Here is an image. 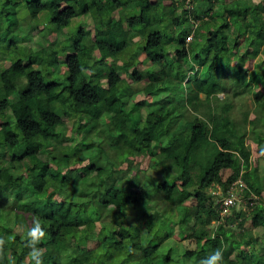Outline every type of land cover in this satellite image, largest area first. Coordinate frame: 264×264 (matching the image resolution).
I'll list each match as a JSON object with an SVG mask.
<instances>
[{"label":"trees","instance_id":"16d2710c","mask_svg":"<svg viewBox=\"0 0 264 264\" xmlns=\"http://www.w3.org/2000/svg\"><path fill=\"white\" fill-rule=\"evenodd\" d=\"M89 17L93 31L79 27ZM5 59L0 264H35L27 232L37 223L43 264H208L217 249L220 264H264L250 231L264 227V173L246 143L264 144V0H0ZM130 72L148 79L144 93L170 85L183 101L133 117L120 94ZM63 114L74 134L88 130L83 147L67 141ZM162 135L149 165L161 175L147 187L134 163ZM25 160L28 181L16 175ZM237 180L246 202L235 209L224 200ZM171 238L186 260L160 250Z\"/></svg>","mask_w":264,"mask_h":264},{"label":"rangeland","instance_id":"374dc122","mask_svg":"<svg viewBox=\"0 0 264 264\" xmlns=\"http://www.w3.org/2000/svg\"><path fill=\"white\" fill-rule=\"evenodd\" d=\"M255 1V0H254ZM216 14V13H215ZM113 18H118V13L114 12L113 13ZM93 23L94 20L92 17L89 18H84L82 20H80V25L79 27L82 25L84 28L90 29L91 31H93ZM53 38H56L57 36H61L59 33H54L53 34ZM30 39L27 40L28 43L33 46L34 48L39 47L40 45V38L38 36V34L34 33L33 35H30ZM190 38V37H189ZM188 38V39H189ZM200 38L198 37L196 39L199 40ZM28 44V45H29ZM246 45L242 44L240 46V51L243 53L246 49ZM8 60L5 59L4 61H0V64H8ZM186 67L189 66V64L186 62L184 63ZM121 73V72H120ZM130 73H127L126 75H122V76H126L127 81L129 82V85H127V87H125L121 94V97L123 98L124 102L126 103V109L132 114L133 117L136 118H143L146 116V113L148 111V109L152 106H155L156 104L159 105L162 102L166 101V100H173L176 102H182L183 101V97L182 95H173L172 94V87L170 85H168L167 91L165 92H160L158 94H147L144 93V86L147 84L148 79L144 78L143 80L140 81H135L133 79V77L130 76ZM222 95V94H221ZM164 100V101H163ZM246 98L242 99V102L239 100V98L235 99L236 102V106H246ZM241 111L239 110L238 116H240ZM255 114V111L250 112V116L252 117ZM63 117L65 118V122H66V135L67 136H72L71 139H68L67 141L69 142V144L71 146H76L78 148H81L85 145V140L87 137V132L88 130H84L82 132L76 133L74 134L70 128L71 125V121L70 119L66 118V115L63 114ZM105 119H107L106 115L103 114L102 117L100 118L101 123L105 122ZM73 134V135H72ZM89 136V135H88ZM94 139L95 141L99 140V137L96 134L91 135V137ZM166 136L162 135L161 137V141H157L154 143L153 147L151 148V151L147 152L145 155L140 156V158H138L136 160L135 166L138 167V169H140L139 174L140 176H142V183L147 186L150 187L152 185H154L158 180V177L161 175V173L159 172L157 175H153L150 174L152 171H150L149 169V165L151 164V158L154 152L159 151L160 147L162 146H166L168 144L167 140H166ZM247 145L250 148V150L252 151V156H255V158H259V169L262 173H264V144L260 146L261 151L257 152V146L256 143L252 140V138L247 140ZM48 145H46V147L44 149H42V151L40 152V156L44 159H48L50 156L48 154ZM7 157V153L3 152L1 155V158H6ZM138 164V165H137ZM24 168L18 172L16 175H21L23 176V179L28 181V175L27 173L30 172L31 169V165L27 163V161L25 160L24 163ZM126 167V165H124ZM140 167V168H139ZM124 168V167H123ZM226 174V173H225ZM175 172L170 170L167 174V178L168 179H173L175 177ZM125 180L119 182L117 185L118 186H123L125 184ZM235 186V190H237V193H234L233 195H231L230 197H227L224 201L226 202H232L233 205L235 206V209H238L239 207H242L245 204V198L244 196H242V191L241 189L243 188V184L240 180L235 181L232 186ZM231 186V185H230ZM69 191H71L70 189H68ZM68 190L66 192L60 193V195H56L55 198L56 199H66V198H71L72 195L69 194V196H67L68 194ZM218 191V190H216ZM215 191V192H216ZM221 191V190H220ZM263 198H264V192H263ZM264 200V199H263ZM241 203H243V205H241ZM224 212V210H223ZM222 212V213H223ZM132 213V212H131ZM132 217V216H131ZM250 222L249 220H247L244 223V226L246 227H250ZM252 235H254L256 237L255 239V244L256 246L259 245L260 247H264V227H259V228H253L250 230ZM144 232V231H142ZM178 231H176L177 233ZM98 240L95 238H90L88 243L89 247H93L97 244ZM187 245L184 243V241H180V240H175L174 238L169 239V241L165 242L164 244H162L160 246V250L163 251H169V253L178 261H183L186 260L187 256H186V247ZM238 250H235L232 254L231 257H235L237 254Z\"/></svg>","mask_w":264,"mask_h":264},{"label":"clouds","instance_id":"9594fccd","mask_svg":"<svg viewBox=\"0 0 264 264\" xmlns=\"http://www.w3.org/2000/svg\"><path fill=\"white\" fill-rule=\"evenodd\" d=\"M46 233L39 227V223L35 227L29 228L27 232V236L31 239L28 240L27 246L31 249L29 256L31 261H35V264H43V251L39 249L36 245L45 237ZM5 244V240L0 238V254L3 252V246ZM223 259L222 250L217 249L212 255L211 259L208 261V264H220V261ZM200 264H203V260H201Z\"/></svg>","mask_w":264,"mask_h":264}]
</instances>
